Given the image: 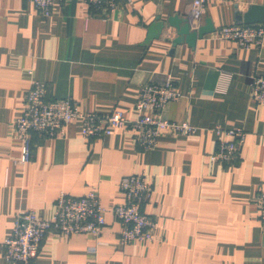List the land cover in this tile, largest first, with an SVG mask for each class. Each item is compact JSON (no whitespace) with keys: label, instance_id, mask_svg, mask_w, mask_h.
I'll return each instance as SVG.
<instances>
[{"label":"crops","instance_id":"1","mask_svg":"<svg viewBox=\"0 0 264 264\" xmlns=\"http://www.w3.org/2000/svg\"><path fill=\"white\" fill-rule=\"evenodd\" d=\"M116 2L101 18L82 0H57L48 16L28 0H0V264H14L4 258L3 241L20 210L50 219L60 191L78 196L93 188L107 209L102 233H48L31 264H264V226L253 201L264 185V106L250 95V76L264 73V39L243 48L213 31L193 45L174 43L178 33L168 18L188 19L191 0ZM251 6L262 20L236 23V13ZM207 19L214 29L264 26V0H206L191 30ZM151 29L157 36L149 37ZM29 71L46 83L47 99L71 98L81 112L116 109L128 119L138 116L140 86L169 78L180 97L162 116L195 130L161 133L143 149L129 127L84 139L74 119L63 135L32 133V159L19 162L14 122ZM216 127L245 132L232 162L209 159ZM141 172L152 185L143 211L157 220L158 238L122 244L110 209L124 201L121 179Z\"/></svg>","mask_w":264,"mask_h":264},{"label":"built area","instance_id":"2","mask_svg":"<svg viewBox=\"0 0 264 264\" xmlns=\"http://www.w3.org/2000/svg\"><path fill=\"white\" fill-rule=\"evenodd\" d=\"M41 15L51 14L52 5L57 0H28ZM95 15L106 18L117 7L116 0H82ZM206 0H191L189 21H199L204 15ZM218 39H228L239 47L260 46L264 39L261 24L223 25L213 32ZM31 84L24 95L23 109L14 122V129L21 140L19 162L32 159V133L47 136L63 135L66 126L74 119L80 121V133L84 139L103 138L115 129L129 127L134 132L136 143L143 149L153 148L161 133L187 135L194 132L188 121H172L162 116L163 109L180 97L169 78L161 83L147 82L140 86L135 110L138 116L128 119L122 111L108 113L81 112L71 98L47 99L46 83L35 79L29 71ZM250 95L259 105L264 106V73L250 76ZM151 111L147 114L145 111ZM217 149L209 159L211 162H232L245 138L242 128L216 127ZM119 188L124 201L114 205L110 212L120 223L119 242L137 240L142 243L156 240L157 220L143 211L152 193V185L146 174L131 173L124 176ZM264 226V185L260 186L253 199ZM107 209L102 205L95 188L83 195H70L60 191L50 219L38 217L32 209L20 210L14 219L12 231L3 241L4 258L14 264H31L40 244L48 233L74 235L87 233L99 236L105 225Z\"/></svg>","mask_w":264,"mask_h":264},{"label":"water","instance_id":"3","mask_svg":"<svg viewBox=\"0 0 264 264\" xmlns=\"http://www.w3.org/2000/svg\"><path fill=\"white\" fill-rule=\"evenodd\" d=\"M259 8L256 6H251L245 13L241 14L239 12L236 13V23H253L261 21L262 19L258 16L256 12ZM168 23L174 26L177 29L178 37L174 40L175 42H179L181 39H184L188 44L193 45L197 38L201 37L204 34L211 33L215 29L210 21V19L206 20L205 25L200 26L196 30H191L189 19H180L178 16H171L168 18ZM156 29L163 27V23H154L153 25ZM153 28V27H152ZM157 29V34H158ZM157 34L151 29L149 37L157 36Z\"/></svg>","mask_w":264,"mask_h":264}]
</instances>
